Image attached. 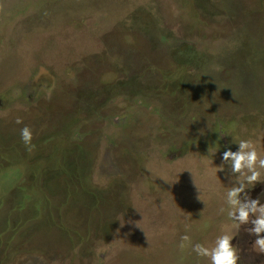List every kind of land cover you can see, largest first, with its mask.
Instances as JSON below:
<instances>
[{
    "label": "rangeland",
    "instance_id": "374dc122",
    "mask_svg": "<svg viewBox=\"0 0 264 264\" xmlns=\"http://www.w3.org/2000/svg\"><path fill=\"white\" fill-rule=\"evenodd\" d=\"M242 139L264 157V0H0V264H210L181 237L224 233L264 264L220 213Z\"/></svg>",
    "mask_w": 264,
    "mask_h": 264
},
{
    "label": "clouds",
    "instance_id": "9594fccd",
    "mask_svg": "<svg viewBox=\"0 0 264 264\" xmlns=\"http://www.w3.org/2000/svg\"><path fill=\"white\" fill-rule=\"evenodd\" d=\"M20 136L25 147L31 150L34 147L32 131L24 127L20 130ZM225 163L229 165L234 182L226 189V208L222 207L220 213L226 211L232 227H243L244 233L254 237L252 250L264 254V203L261 202V196L253 199L249 195V190L257 184H264L261 171L264 170V157L258 154L256 145L251 140L242 139L236 151H232L229 145L222 152L221 172ZM234 238V235L224 233L217 236L214 246L206 247L202 243H193L192 238L185 234L181 237V247L190 246L198 261L208 260L210 264H240L241 250L233 244Z\"/></svg>",
    "mask_w": 264,
    "mask_h": 264
}]
</instances>
